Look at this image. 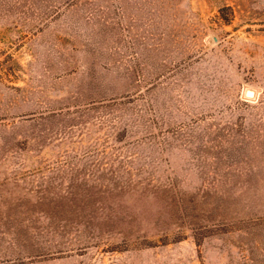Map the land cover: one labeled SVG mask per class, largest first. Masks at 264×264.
Returning a JSON list of instances; mask_svg holds the SVG:
<instances>
[{"label": "rangeland", "instance_id": "1", "mask_svg": "<svg viewBox=\"0 0 264 264\" xmlns=\"http://www.w3.org/2000/svg\"><path fill=\"white\" fill-rule=\"evenodd\" d=\"M0 264H264V0H0Z\"/></svg>", "mask_w": 264, "mask_h": 264}, {"label": "bare ground", "instance_id": "2", "mask_svg": "<svg viewBox=\"0 0 264 264\" xmlns=\"http://www.w3.org/2000/svg\"><path fill=\"white\" fill-rule=\"evenodd\" d=\"M246 93H249V94H250V91L247 89V90H246ZM251 93H253V92H251ZM247 96H248V95H247Z\"/></svg>", "mask_w": 264, "mask_h": 264}]
</instances>
